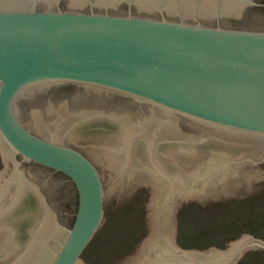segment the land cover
Returning a JSON list of instances; mask_svg holds the SVG:
<instances>
[{"label":"water","instance_id":"water-1","mask_svg":"<svg viewBox=\"0 0 264 264\" xmlns=\"http://www.w3.org/2000/svg\"><path fill=\"white\" fill-rule=\"evenodd\" d=\"M0 264H84L104 199L153 185L128 264H236L176 244L183 201L264 180V0H0Z\"/></svg>","mask_w":264,"mask_h":264},{"label":"rangeland","instance_id":"rangeland-1","mask_svg":"<svg viewBox=\"0 0 264 264\" xmlns=\"http://www.w3.org/2000/svg\"><path fill=\"white\" fill-rule=\"evenodd\" d=\"M151 189L134 184L104 199L103 222L81 254L84 264H128V257H139V243L152 232ZM242 234L264 241V180L222 199L183 201L176 210L175 239L182 249L223 251ZM236 264H264V249L246 251Z\"/></svg>","mask_w":264,"mask_h":264},{"label":"trees","instance_id":"trees-1","mask_svg":"<svg viewBox=\"0 0 264 264\" xmlns=\"http://www.w3.org/2000/svg\"><path fill=\"white\" fill-rule=\"evenodd\" d=\"M90 243H91V242H90ZM90 243H89V244H90Z\"/></svg>","mask_w":264,"mask_h":264}]
</instances>
